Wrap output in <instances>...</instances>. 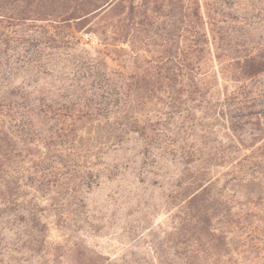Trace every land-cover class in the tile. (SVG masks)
Here are the masks:
<instances>
[{
  "label": "rangeland",
  "instance_id": "rangeland-1",
  "mask_svg": "<svg viewBox=\"0 0 264 264\" xmlns=\"http://www.w3.org/2000/svg\"><path fill=\"white\" fill-rule=\"evenodd\" d=\"M12 1L0 8V106L17 109L0 117V143L7 141L9 168L30 172L32 182L19 181L16 205L0 204V264H69L75 252L115 264H181L175 252L184 243L170 233L185 216L191 173L219 213H238L230 215L234 241L263 237L256 228L264 225V72L230 83L212 54L195 64L190 8L177 0L126 37L109 33L117 17L106 13L79 23L16 20ZM199 1L206 26L229 50L264 47V0ZM171 66L178 76L166 72ZM187 74L202 79L196 86ZM140 87L150 96L142 107L128 95ZM24 98L59 112L82 108L85 117L68 123L66 139L49 138L50 123L21 121ZM135 111L156 132L153 144L120 127ZM90 122L101 128V144ZM22 128L31 131L27 140ZM262 248L239 264H264Z\"/></svg>",
  "mask_w": 264,
  "mask_h": 264
},
{
  "label": "trees",
  "instance_id": "trees-1",
  "mask_svg": "<svg viewBox=\"0 0 264 264\" xmlns=\"http://www.w3.org/2000/svg\"><path fill=\"white\" fill-rule=\"evenodd\" d=\"M6 1L0 0V8H5ZM177 2L182 6L184 5L190 8L188 14L189 22L191 23L189 47L192 53L194 52V54L197 55L201 53V55H196L195 64L201 67L203 62L207 63L209 59L208 56L212 54V59L218 63L217 71L221 74L223 79L230 83H245L248 79L256 77L264 72V47L257 50L250 49L243 53L229 50L221 39V33L206 26L199 0H177ZM11 3L14 7L20 8V14L12 13L13 16H9L16 20H57L55 18H59L61 21L67 23L71 21L79 23L92 14L106 13L112 19L117 17V24H111V27L108 29L109 33L112 35L119 34L125 37L131 30L136 29L145 19L170 7V2L168 3L167 0H13ZM0 15L2 17L4 14ZM106 27L102 28L100 33H105L107 31ZM166 42L167 41L164 42L165 46H167ZM166 69V72L171 74V76H178V73H175V71H177L175 66ZM155 73L156 72H154V74ZM147 75H153V73L147 72ZM161 76L165 78V75L161 74ZM185 79H187L188 83L197 86L202 78L200 79L197 74H187ZM183 87H185L184 82H181L177 89L178 97L183 92ZM128 95H133V99L140 107L150 99V96L143 91V87L128 92ZM23 103L22 109L24 113H21V121L24 120L27 125L34 123H50L51 127L47 133L49 138L57 137L66 139L69 136L68 133H66L68 130L67 127L69 126L68 123L72 125L75 117L77 119L85 117L82 114L84 112L82 108L75 109L74 107L66 106L65 111L59 112L58 109L57 111L53 110L50 104H45L44 102L42 104L37 103L28 105L24 98ZM13 107V103L1 105L0 117L5 119L14 116L9 115V113L11 114L17 109ZM85 107H88L87 104ZM137 112L138 111L133 112V114L125 120L124 124H120L123 125L120 127L125 131L137 132L146 145H151L155 142L156 132L147 124L143 123V120L137 116ZM88 117L89 115L87 118ZM90 123L88 132H91V129L94 131L91 139L93 138L94 141L96 140V143L101 144L102 139L99 140L100 138L98 136L99 131L101 132V128L98 127V124L93 125L92 122ZM18 133L21 135V138L27 140L26 138L30 135L31 131L22 128ZM6 134L5 132V137L8 136H6ZM102 136H104L103 132H101V137ZM109 139V136H105L106 142L109 141ZM111 141L116 140L112 139L110 142ZM106 142L104 144H106ZM6 143L7 141L5 140L0 143V204L5 207L11 206L12 204L16 205L20 197L17 191L20 187V180H24V178L29 175L27 180L30 182L26 180L25 184L31 185L32 182L30 180V172L25 173L24 170H11L12 168H9L11 164L7 158L9 154H7V149L3 147ZM184 188L187 193L184 203L185 216L179 227L170 233L173 238H175L176 235V238H178L177 241L184 243L182 248L175 252V256L180 258L181 264H239L245 260L260 256V251L263 249L262 246H264V225L260 227L257 226V228L255 227L263 234L262 238H253V236L250 235L248 241H243L240 237L238 241H234V236H232L231 233V223L237 222V220L235 221L230 215L233 217L234 214L238 213L232 215L229 207L223 208L219 213L217 206L210 200L209 191L206 186L203 185V178L198 174L191 173L189 180L185 178ZM224 216L227 220H224V224H220L219 226L218 221L223 219L222 217ZM245 226L246 225H244L243 228ZM172 261L173 264H177L174 260ZM69 264L115 263L106 261L101 254L75 252V254H71Z\"/></svg>",
  "mask_w": 264,
  "mask_h": 264
}]
</instances>
